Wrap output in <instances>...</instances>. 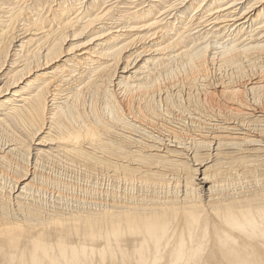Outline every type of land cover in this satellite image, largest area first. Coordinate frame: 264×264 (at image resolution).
<instances>
[{
  "label": "bare ground",
  "instance_id": "6f19581e",
  "mask_svg": "<svg viewBox=\"0 0 264 264\" xmlns=\"http://www.w3.org/2000/svg\"><path fill=\"white\" fill-rule=\"evenodd\" d=\"M254 1L211 0L207 9L217 3L224 2L223 4L227 5L222 10L224 14L218 11L223 4L209 11L212 18L210 24L212 27L215 24L223 25V29L236 26L240 30L248 29L253 23L261 24L256 20L264 16V0ZM194 3V0H189L185 10L193 8ZM48 13L50 18H46L45 22L41 20V14L36 16L39 19L33 29L38 33L45 26L49 27L45 36L39 39H43V43H39L30 56L21 58L20 65L14 66L17 63L16 55L9 54L8 46L0 48V113H3L0 127L8 131L6 133H9L7 135L12 139L15 138L0 143V163L7 160L8 155L14 151L15 147L11 148L9 142L16 140L21 142V145H26L25 140L38 141L39 144L57 141L58 144L70 147V153L75 152L78 156L83 154V144L91 147L96 145L105 153L107 159L104 164L115 169L114 173L119 176L122 174L127 181L135 184L132 185L137 195L130 197L121 211H117L118 206L115 204L111 207L113 210H104L99 230L93 222L86 221L82 224L84 234L94 236L99 233L101 238H98L100 241L102 239L97 252L103 259L100 258V261L105 258L111 264H264V192L226 199L222 197L216 202L214 200L217 176L222 174L225 165L228 168L238 165L244 167L251 153L264 152V129L251 130L247 122L241 120L245 115L247 118L264 120V109L260 105L239 108L236 100H232L233 93L238 96L235 92L238 90L229 92L226 86L214 85L211 87L212 91H217L221 100H224L225 110L221 119L212 114L208 121L213 123L206 122L207 125L204 123L202 126L198 123L199 126L191 133H183L189 130L186 128L181 129L182 132L174 129H153L154 126L145 123L146 121L134 112L133 99L115 100L112 98V89L129 80L127 73L131 66L138 64L137 58L154 44L155 33L147 37L137 33L135 38L124 42L128 35L137 30L132 26L133 21H112L108 27L93 28L92 25L97 20L85 21L86 18L91 19L87 10L83 12L82 18L76 15L75 21L70 19L68 22L64 20L68 14L66 9H50ZM137 18L143 17L137 15ZM81 24L83 26H79ZM57 25L60 26L59 29H55ZM69 27L79 29L78 34L73 36L75 39L86 33L88 39L85 42L72 43L70 46L67 39L71 37L67 35ZM1 29L0 24V35L3 33ZM260 30H264V24L260 25ZM46 34H49V37H58L46 40ZM48 40L51 43L45 48ZM8 45L10 47L11 44ZM114 48L117 57L109 58L111 62L107 64L108 60L104 58L102 51ZM68 62L71 63L69 66ZM60 66H63L62 70L66 67L68 70L51 74L47 72ZM111 68L112 72L107 75V86L101 85L104 94L109 97L104 111L105 119L99 125L102 135L99 136L93 125L87 121L85 123L88 124L70 125L68 120L75 115V110L72 109L73 113L71 112V108H74L72 105L80 100L84 101V90L90 97L85 100L87 105L84 103L86 107H83V113L96 119L98 113L95 96L97 98L99 93L96 85L102 82L105 71ZM64 73L67 76H63ZM66 77L70 79L68 82L67 79L63 80ZM259 83L260 79L253 77L247 80L245 86L253 89ZM62 96H67L65 99L70 98V106H66L64 99L62 103L59 102ZM20 102H23V105L17 106ZM128 119L137 123L138 127L127 121ZM16 125L24 132L25 140L16 138L9 131ZM123 128L136 139L128 137L127 133V137L119 134ZM43 130H48L47 134L40 137ZM53 131L54 138L49 135ZM260 143L263 144L257 145ZM27 148L30 150V147ZM31 174L33 173L26 172L17 176L12 187L15 192L26 190L31 183ZM169 175L172 179L176 178L173 185L167 178ZM137 184L139 188H136ZM149 185L151 190L146 191ZM2 225L5 226L6 223ZM21 231L20 225L1 227L0 223V264H79L78 255L86 256V249L83 248L76 254L71 251V257L68 258L57 246L62 252L59 253L61 257L51 256V261L44 260L48 254L53 253L52 246L40 244V239L44 237L33 232L29 236V247H22L18 240ZM89 255L93 254L92 249L88 248L87 257Z\"/></svg>",
  "mask_w": 264,
  "mask_h": 264
},
{
  "label": "rangeland",
  "instance_id": "374dc122",
  "mask_svg": "<svg viewBox=\"0 0 264 264\" xmlns=\"http://www.w3.org/2000/svg\"><path fill=\"white\" fill-rule=\"evenodd\" d=\"M210 1L194 0L193 8L185 10L189 0H0V24L3 31L0 35V48L8 46L9 54L16 55L17 63L14 66L20 65L21 58L27 55L30 56L31 51L39 43H43V39H39L45 36L49 27L43 24L45 28L38 33L33 29L36 28V21L39 19L36 16L41 14V20L45 22L46 18H50L48 13L50 9L53 11L59 8L66 9L68 12L66 19H64L66 22L70 19L75 21L78 15L79 18H82L83 12L87 10L90 12L91 19L86 18L85 21L97 20L92 25L93 28L108 27L107 25L112 21L117 23L133 21L132 26L137 30L131 33V37L128 35L124 42L135 38L137 33L146 37L155 33L154 44L148 48L147 52L137 58V65L131 66L132 68L127 73V76H130L129 80L125 83L122 82L123 85L115 86L113 89L109 88L113 90V97H111L115 100L133 99L134 112L139 117L141 116L140 118H143L146 121L145 123L152 125L151 127L154 126L153 129L181 131V129L185 130L186 128L189 130H182L183 133H191L199 125L202 126L206 122L213 123L208 121L212 114L220 119L224 114V100H221L217 91H212L211 87H214V85L226 86L229 92L238 90L235 91L238 96L233 93L232 100H236L239 108L260 105L264 109V30H260V25L264 24V16L256 20L261 24L255 25L253 23L248 29L240 30L236 26H227L223 29V25L219 26L217 24L212 27L210 24L211 12L209 11L218 7L217 5L221 6L225 1L216 5L213 4L207 9ZM226 5L223 4L218 11L222 12ZM221 12H219L220 15L223 13ZM135 13H137L136 19ZM137 15H142L143 18L138 19ZM79 26H83V24ZM140 27L141 30L138 31ZM57 28L59 29L60 26H55V29ZM67 32L68 36L71 35L67 38L70 41L69 45L76 42H85L88 39L86 33L82 37L76 38V40L73 36L78 34L79 29L74 27H69ZM46 35H48V38H45L46 40L58 37V35L52 37H49V34ZM150 38L152 39V37ZM9 43L11 44L10 47ZM50 43V40H48L45 48ZM102 53H104V58L108 60L107 64L111 62L109 58L114 59L117 57L116 48L104 50ZM1 57L3 58L4 54ZM70 64L67 63L68 66ZM62 68L63 66H60L58 69L53 68L47 72L51 74L62 70ZM112 69L105 71L104 79L101 80L103 83L98 82L96 85V90H99L97 98L95 96V99H97L95 107L98 113L96 119L98 121L83 113V107H86L84 106L85 100L90 97L89 93H85L84 90L82 93L84 94V101L79 99L80 102L72 105L75 109L71 108V112L73 110L76 112L73 111L74 117H70L68 120L70 125L79 126L89 123L93 125L99 136L102 135L99 125L105 119L106 101L109 100L108 95L104 94L102 86H107V75L112 72ZM63 70L67 71L68 68L66 67ZM63 76H67L66 73ZM253 77H258L260 83L255 85L253 89L246 88L247 80ZM65 79H67V82L70 80L68 77L63 80ZM61 98L62 100L59 102L62 103L65 100L66 106H70L72 103L70 98L65 99L67 96ZM137 100L138 105H136ZM16 105L21 106L23 102ZM148 112L149 114H147ZM78 115L79 117H77ZM2 118L3 113H0V120ZM73 119H76V121ZM78 119L83 120V122L80 123ZM241 120L247 122L251 130L264 129V120H257L254 117L247 118L246 115L241 117ZM86 121L88 123H85ZM127 121L133 123L130 119ZM133 124L136 128L138 127L137 123ZM11 128L9 131L16 138L25 140L24 132L21 131L20 127L18 128L16 125V127L12 126ZM2 130L0 127L2 132H0V143L8 139V141L15 139L7 135L9 134L6 133L8 131ZM43 131L40 137L46 135L48 130ZM120 133L124 137L128 136L136 139L135 136L128 134L127 129H120ZM49 135L54 138L55 132L53 131ZM25 142L26 145H21V142H17V140L16 142H9L12 145L11 148L15 147V149L8 155L7 160L0 163L1 227L20 225L22 233L20 232L18 240L19 245H22V247L31 244L29 241L30 234L33 232L41 234L44 238H41L39 243L43 245L50 244L53 249V253L48 254L44 260L51 261V256L61 257L62 252L57 249V246H59L58 248H61L65 252L63 254H66L68 258L71 257L72 252L76 254L81 249H86V256L78 255L80 258L79 264H111L105 258L104 261H100L102 258L97 252L102 239L100 241L99 233L94 236L84 234L82 224L86 221L93 222V225H96L97 230H99L100 219L104 210H113L111 207L114 204L118 206L117 211H121L122 207L125 208V203L130 200L129 198L137 195L133 187L135 184L127 181L122 174L119 176L114 173L115 169L112 167L105 165L107 155L102 153L96 145L91 147V145L83 144L84 146H81L83 154L78 156L75 152L70 153V147L67 148L65 145L58 144L57 141H48L43 144H39L38 141L29 142L25 140ZM261 144L263 143L257 145ZM27 147H30V150ZM256 147H252V149L257 150L258 147ZM249 157L244 167L238 165L239 167L228 168L225 165L224 169L222 168V174L217 176V184L215 185V202L220 201L222 197L226 199L264 192V152L255 151ZM181 171L184 173L183 170ZM26 172L33 173L30 176V185L26 190L15 192V189L12 188L14 187V181L17 180V176ZM179 174L177 169V175ZM167 178L170 179L169 181L173 185L176 178L173 177L172 179L170 175ZM136 188H139L138 184ZM150 190L151 185L146 191ZM19 192L21 193L19 194ZM4 223H6L5 226L2 225ZM88 248L89 250L92 249L93 254L89 257H87ZM59 253L61 254L59 255Z\"/></svg>",
  "mask_w": 264,
  "mask_h": 264
}]
</instances>
